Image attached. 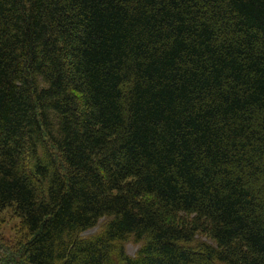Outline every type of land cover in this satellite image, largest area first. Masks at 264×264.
Masks as SVG:
<instances>
[{
  "label": "trees",
  "instance_id": "16d2710c",
  "mask_svg": "<svg viewBox=\"0 0 264 264\" xmlns=\"http://www.w3.org/2000/svg\"><path fill=\"white\" fill-rule=\"evenodd\" d=\"M7 209L0 264H264V0H0Z\"/></svg>",
  "mask_w": 264,
  "mask_h": 264
},
{
  "label": "rangeland",
  "instance_id": "374dc122",
  "mask_svg": "<svg viewBox=\"0 0 264 264\" xmlns=\"http://www.w3.org/2000/svg\"><path fill=\"white\" fill-rule=\"evenodd\" d=\"M19 219L14 215L12 210L7 209L0 212V249L2 258L7 256L10 249H12L14 242L21 234L19 228ZM98 227H94L84 234H90L97 230ZM138 249V245L132 242L127 243L126 251L130 255H134ZM14 256V254H9Z\"/></svg>",
  "mask_w": 264,
  "mask_h": 264
}]
</instances>
